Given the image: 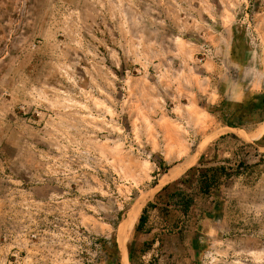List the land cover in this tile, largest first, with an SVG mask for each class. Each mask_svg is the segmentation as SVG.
<instances>
[{
  "label": "rangeland",
  "instance_id": "obj_1",
  "mask_svg": "<svg viewBox=\"0 0 264 264\" xmlns=\"http://www.w3.org/2000/svg\"><path fill=\"white\" fill-rule=\"evenodd\" d=\"M263 127L264 0H0V264H264Z\"/></svg>",
  "mask_w": 264,
  "mask_h": 264
},
{
  "label": "trees",
  "instance_id": "obj_2",
  "mask_svg": "<svg viewBox=\"0 0 264 264\" xmlns=\"http://www.w3.org/2000/svg\"><path fill=\"white\" fill-rule=\"evenodd\" d=\"M231 126V125H229ZM166 168V167H164ZM220 171H224L223 168H220L219 169ZM201 184H203V182L201 181ZM146 214H147V210H144L143 213H142V216L140 217V220H139V224L137 226V230H141L144 226V224L146 223ZM112 249L113 251L111 252V256H117L118 255V246H117V243H116V240L113 238L112 239Z\"/></svg>",
  "mask_w": 264,
  "mask_h": 264
},
{
  "label": "bare ground",
  "instance_id": "obj_3",
  "mask_svg": "<svg viewBox=\"0 0 264 264\" xmlns=\"http://www.w3.org/2000/svg\"><path fill=\"white\" fill-rule=\"evenodd\" d=\"M264 128V127H263ZM123 264H127V262L124 260Z\"/></svg>",
  "mask_w": 264,
  "mask_h": 264
}]
</instances>
